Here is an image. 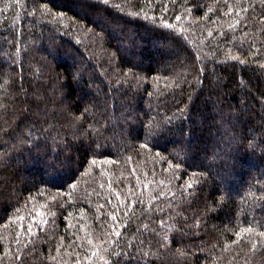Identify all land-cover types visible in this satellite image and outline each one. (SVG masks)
I'll return each mask as SVG.
<instances>
[{
    "label": "trees",
    "instance_id": "16d2710c",
    "mask_svg": "<svg viewBox=\"0 0 264 264\" xmlns=\"http://www.w3.org/2000/svg\"><path fill=\"white\" fill-rule=\"evenodd\" d=\"M0 264H264V0H0Z\"/></svg>",
    "mask_w": 264,
    "mask_h": 264
},
{
    "label": "bare ground",
    "instance_id": "6f19581e",
    "mask_svg": "<svg viewBox=\"0 0 264 264\" xmlns=\"http://www.w3.org/2000/svg\"><path fill=\"white\" fill-rule=\"evenodd\" d=\"M64 18V17H63ZM24 73V72H23ZM51 80V79H50ZM44 121V120H43ZM5 229V228H4Z\"/></svg>",
    "mask_w": 264,
    "mask_h": 264
},
{
    "label": "rangeland",
    "instance_id": "374dc122",
    "mask_svg": "<svg viewBox=\"0 0 264 264\" xmlns=\"http://www.w3.org/2000/svg\"><path fill=\"white\" fill-rule=\"evenodd\" d=\"M80 66V65H79Z\"/></svg>",
    "mask_w": 264,
    "mask_h": 264
}]
</instances>
